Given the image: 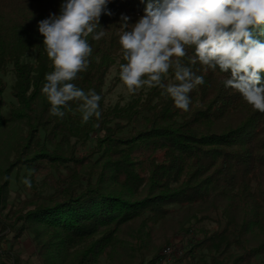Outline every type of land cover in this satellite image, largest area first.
Segmentation results:
<instances>
[{
    "label": "trees",
    "instance_id": "1",
    "mask_svg": "<svg viewBox=\"0 0 264 264\" xmlns=\"http://www.w3.org/2000/svg\"><path fill=\"white\" fill-rule=\"evenodd\" d=\"M62 2L0 0V210L15 172L31 180L22 208L0 220V264L27 263L15 249L26 235L40 264H157L163 248L151 247L152 232L175 207L176 236L201 231L172 264H264V113L225 88L230 72L192 65L193 48L182 63L204 84L188 111L159 87L106 107L107 76L125 63L121 16L130 29L147 3L111 0L96 29L105 35L88 37L89 67L73 81L102 97L101 117L83 123L74 102L51 116L42 87L53 69L37 25ZM9 67L15 102L4 114ZM164 82H175L173 70Z\"/></svg>",
    "mask_w": 264,
    "mask_h": 264
},
{
    "label": "clouds",
    "instance_id": "2",
    "mask_svg": "<svg viewBox=\"0 0 264 264\" xmlns=\"http://www.w3.org/2000/svg\"><path fill=\"white\" fill-rule=\"evenodd\" d=\"M111 0H63L59 14L51 13L38 22L44 50L52 71L45 75L42 94L51 116L63 118L70 102L78 104L82 122L101 117L102 97L78 88L73 81L87 71L102 15L111 16ZM142 3L145 0H141ZM128 15L121 16L119 37L125 63L119 79L129 94L159 87L177 109L188 111L189 93L204 84L182 63L193 48L190 63L205 69L231 73L225 88L238 92L254 111L264 113V0H147L144 14L129 29ZM175 82L165 83L169 71ZM28 188L31 180L23 179Z\"/></svg>",
    "mask_w": 264,
    "mask_h": 264
},
{
    "label": "rangeland",
    "instance_id": "3",
    "mask_svg": "<svg viewBox=\"0 0 264 264\" xmlns=\"http://www.w3.org/2000/svg\"><path fill=\"white\" fill-rule=\"evenodd\" d=\"M25 60L34 62V57L30 56L27 57ZM2 77L8 85L7 90L4 94L6 106L3 109L4 114H7L9 111L10 104L15 102V100L11 95V87L15 82V74L12 70V67H9L7 72L3 74ZM147 90L148 87L145 86L144 88L138 90L136 94L127 93L126 89L124 88V86L122 85L119 79V68L114 67L111 69L109 75L107 76L106 84L104 88L106 107H113L116 105L125 106L129 102H131L136 95L141 96ZM24 174L25 171L24 169H22L19 172H15L12 177V184L10 187L12 200L8 202L7 206L4 207V209L0 210V220L2 221L5 222L9 221L8 219L9 216L11 215V211L20 210L22 208V206L19 204L20 201L19 197H21L22 199L26 195V190H25L26 185L22 183L23 179L26 178ZM180 217H181V210L175 207L173 213L167 218L165 224L158 225L153 230L151 247L153 246V248L155 249L158 248L164 249L169 245L176 244L177 246L178 243L181 244L182 242L184 250L188 248V245L191 242V240L199 235L201 228L196 227L194 232L190 235V237H188V239L183 238L182 236H176V223ZM211 218H215V216H212ZM210 225L211 222L208 221L205 226L209 227ZM31 237H32L31 235L24 236L20 240V243L15 247V249L19 253L22 260L27 262L26 264H40V262L37 260V258L34 255L35 244L32 241ZM146 258L150 260L151 255H147ZM258 263L259 260L254 264H258ZM114 264H123V263H121L120 261H116ZM124 264H129V263L126 261ZM133 264H140V261L137 260Z\"/></svg>",
    "mask_w": 264,
    "mask_h": 264
},
{
    "label": "built area",
    "instance_id": "4",
    "mask_svg": "<svg viewBox=\"0 0 264 264\" xmlns=\"http://www.w3.org/2000/svg\"><path fill=\"white\" fill-rule=\"evenodd\" d=\"M183 244H173L165 247L162 251L161 257L157 264H172L176 259L181 258L184 255Z\"/></svg>",
    "mask_w": 264,
    "mask_h": 264
}]
</instances>
